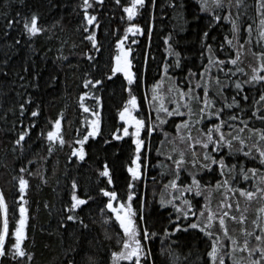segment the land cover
Returning <instances> with one entry per match:
<instances>
[{"label":"trees","instance_id":"1","mask_svg":"<svg viewBox=\"0 0 264 264\" xmlns=\"http://www.w3.org/2000/svg\"><path fill=\"white\" fill-rule=\"evenodd\" d=\"M246 7L240 8V18L237 23L241 26V42L246 37V27L253 24L256 28L259 14L256 12L257 0H244ZM82 0H0V189L5 191L6 202L9 207L10 232L18 220L17 204L21 203L17 194V184L13 179L16 174L14 170L21 166H28L35 176L24 173V178L29 180L26 193L28 201V225L27 239L24 246L27 251L34 253L32 264H72L73 259L80 261L82 250H87L88 255L96 261V264H110V252L118 251L117 240L122 232L118 225L101 226V209L106 199L98 193L107 178L99 177L102 164L107 163L113 173V184L119 196H123L130 181V173L127 168L134 166V148L132 142L134 137H123L116 140L115 135H122L120 130L123 121L119 113L127 104L129 94L127 91V79L122 73H116L111 80L107 76L112 75L111 68L115 66V56L118 54V41L123 38L124 29L128 26L122 8L115 0H104L103 7L89 9L90 14L98 15L100 29L97 30V39L101 51L95 55V61L90 62L85 58L90 53V44L83 39L81 24L83 22V10L80 7ZM129 0H121V4L127 6ZM38 12L41 16L40 26L47 28L48 32L43 37H37L29 41L26 36L20 35V30L5 29L4 15L15 17L17 14L28 15ZM233 17L235 18L237 8L233 0ZM211 13H205L200 8V0H155L153 8L151 0H146V6L139 12L134 23H138L145 35H137L125 41V48L131 47L132 52L129 59L132 71L137 77L143 73V79H137L131 85L133 94L137 99L143 96L145 91L151 95L154 84L160 83L163 78L162 66L164 62L172 63L166 52L168 45L165 40L169 35L174 43L176 51L181 53V67L169 69V76H174L177 82L183 86L188 76V70L202 73L207 65L206 51L201 55V38L205 30L209 32L208 43L214 49L224 41V38H232L230 25L227 21L214 27H209ZM154 17V19H153ZM52 25H56L52 27ZM151 31L149 37L148 33ZM254 37L256 33H253ZM52 36V39H47ZM16 39L21 41L16 44ZM133 39L137 42L133 43ZM66 41V43H62ZM75 45V47H73ZM62 49V51H60ZM259 45H253L252 51H258ZM221 59L226 58L228 49L217 51ZM234 54V53H233ZM67 56V60L58 57ZM145 60L147 65L145 68ZM7 61V63H5ZM240 66L251 75V68L258 66V61L247 46L242 50ZM231 67V66H230ZM27 68L25 72L24 69ZM215 71V70H213ZM91 73L87 76L86 73ZM2 73H7L3 75ZM222 75V74H221ZM23 77V79H21ZM86 78L101 79L102 86H98L95 95L99 100H93L88 89L83 88ZM240 78L239 76L234 79ZM247 79V77H244ZM195 82V79H194ZM172 81L164 79L161 89L167 90ZM260 86L256 88H245L250 99L241 102L242 106L248 108L252 104V97L259 95ZM84 106L90 111L85 113L79 106V97L84 93ZM235 89L225 90L229 98L235 95ZM210 97L212 92L209 93ZM31 98L32 105H26L23 124L28 125L33 119L30 111L39 107L40 117L36 129L32 130L31 138H26L21 150L14 144L17 132L20 131L19 105ZM239 100V96H237ZM167 104V100H166ZM99 105L100 115L99 135L90 137L84 145L86 157L80 161L70 155L74 147V140L89 130V123L94 118L91 109ZM198 108L197 105L193 106ZM14 111H8V109ZM143 108H147V100L143 102ZM64 114L62 123V135L66 141L63 147L57 145L51 157H48L47 141L37 139L38 130L43 128L45 133L50 130L49 122ZM180 122V118H175ZM256 126L260 127L259 122ZM166 129L171 131V121ZM130 132L132 129H129ZM175 135L174 132H172ZM193 135H196L193 130ZM247 136V133H245ZM159 137L153 134L150 144L152 151L148 153L146 174V188L140 182H136L135 199L133 207H137L136 200L146 202L145 220L149 230L155 232L156 237L148 241L152 249V260L156 264H170L168 249H175L180 256L179 264H206L205 252L208 251L207 238L196 230L176 233L171 239L164 236V231H172V220H176L177 213L174 209H160L159 199L163 185L172 178L167 168H161L163 157H157L156 149L160 147ZM110 141V143H105ZM251 143V141H248ZM15 148V150H14ZM165 149L170 150L166 143ZM34 161L28 165V161ZM240 163L246 167H259V161L246 160L237 157ZM236 162V161H233ZM166 163V162H165ZM166 174L161 177L160 173ZM41 175L47 179V184L42 183ZM156 177V182L152 177ZM182 178L184 174H181ZM210 179L212 177H209ZM77 184L76 194L86 198L82 194L88 193L95 197L87 205L77 210L79 216L89 223L92 232L82 229L77 223L66 220L65 209L69 206L71 183ZM246 187V184H242ZM110 189L113 185H107ZM197 199H202L197 197ZM222 199L220 192H213L212 207ZM179 203V201H177ZM264 205V201H253L250 205L240 198V207L248 218V228L252 230V221L256 218V210ZM16 215L13 216V211ZM239 215V213H235ZM95 221V223H92ZM184 223H187L186 221ZM232 234L239 236L240 225L229 222ZM105 233L111 239L105 238ZM177 239V244L171 240ZM11 242V240L9 241ZM255 241H253V244ZM3 264H14L8 258ZM26 264V262H25Z\"/></svg>","mask_w":264,"mask_h":264},{"label":"snow or ice","instance_id":"2","mask_svg":"<svg viewBox=\"0 0 264 264\" xmlns=\"http://www.w3.org/2000/svg\"><path fill=\"white\" fill-rule=\"evenodd\" d=\"M115 3L127 14L126 17L121 16V20H126L128 26L124 29L123 38L118 41L119 53L114 58L115 66L111 68L112 75L107 76V79L111 80L116 73H122L127 79L129 98L123 111L119 113L123 121L120 126L122 135H115V133L113 135L116 140H121L125 136L134 137L132 142L135 148L132 161L134 166L127 168L130 181L122 197L118 195L113 184V173L108 164L103 163L102 170L99 171V177L107 178L104 186L98 189V193L106 198L103 201L104 207L100 210L103 217L100 224L101 226L116 224L122 230L117 240L119 250L110 252V264H156V261L151 258L152 249L148 241L153 240L157 234L149 230L145 220L146 202L136 200L137 207H133L136 182H140L145 188L147 186L146 161L148 153L152 151L150 141L154 133L162 137L159 140L160 147L156 149V155L163 157L164 162L158 166L167 168L172 176L168 183L163 185L164 191L160 194L159 206L160 209H174L178 214L176 220L171 221L172 231L166 229L164 236L171 239L176 233L189 230L202 233L208 241L209 250L205 252L206 264H264V205L256 210V218L251 222L252 230L248 228L246 210L242 211L240 207V198L249 205L256 200L264 201V0H257L258 24L255 29L253 24H256V21L247 25L243 42L240 35L241 26L237 20L240 18L239 9L246 7L244 0H235L237 8L235 18L232 12L233 0H200L201 10L211 13L209 27L218 26L227 21L232 38L225 37L217 49H214L213 45L207 42L209 32L205 30L201 38V55H204L206 51L207 65L202 73L198 70L197 72L188 70V76L184 80V85L181 86L174 76H169V69L174 71L180 68L182 62L181 53L173 46L175 42L169 44L172 40V36L169 35L165 44L168 45L166 52L172 58V63H163L161 82L153 85L150 96L145 91L140 100L133 94L131 85L135 84L137 79L142 80L143 73L138 78L132 71L129 59L132 49L129 47L125 50L124 44L129 39L128 34L132 37L145 35L144 29L138 23H134V20L146 6V0H129L127 6L122 5L121 0H115ZM151 4L154 8L155 0H151ZM103 5L104 0H82L80 4L83 10L80 30L83 33V39L89 42L92 50L85 54V58L90 62H94L95 55L101 51L96 34L100 29V21L98 15L90 14L88 10H95L96 7H103ZM3 15L6 21V34L7 30L18 28L21 36L34 41L48 32L47 28L40 26L41 16L38 12L28 15L17 14L15 17L7 13ZM55 26L52 25V27ZM148 35L150 37L151 31ZM47 39L51 40L52 36H47ZM136 42L133 39V43ZM15 43L20 44L21 41L16 39ZM253 45H259L258 51H252ZM246 46L258 61V66L251 68V75L240 66L242 50ZM225 48L228 49V55L221 59L216 52L224 51ZM58 59L67 60L68 57L61 56ZM144 64L146 68L147 60ZM24 71L26 72L27 68ZM2 74L7 75V73ZM86 75L90 76L91 73ZM237 76L240 78L234 79ZM164 79L172 81V85L166 91L161 89ZM102 84L101 79L86 78L83 81V88L89 90L93 100H99L95 90ZM257 85L260 86L258 97L253 96L252 104L248 108L243 107L241 102H247L250 99L245 88H256ZM230 88H234L236 94L229 98L225 95V90ZM89 92L81 95L78 101L85 113L90 111L83 103L84 96ZM144 100H147V108H143ZM32 104L33 101L29 98L19 105L20 131L17 132L14 144L21 150L26 138H31L32 130L36 129L41 114L39 107H34L30 111V116L35 119L28 125L23 124V117L28 111L26 105ZM194 105L198 108L194 109ZM98 108L99 105L91 109L95 119L90 122V130L86 129L83 136H79V130H77L78 136L74 144L78 147H74L70 155L80 161L86 157L84 145L89 138L99 135ZM8 111L14 110L10 108ZM175 118H180V122L177 123ZM62 120H64V114L60 113L54 123L49 122L50 130L46 133L43 128L38 130L37 139L47 141L48 157L52 156L57 145L63 147L66 143L61 131ZM170 121L171 131L166 129ZM257 121L260 127L256 126ZM193 130L196 135H193ZM166 143L170 146V150L165 149ZM237 157L259 161L260 166L246 167L237 160ZM33 163L32 160L28 161V165ZM14 171L16 174L13 179L16 181L17 194L21 203L17 204L18 220L10 232L9 207L5 191L0 189V264L8 258L14 264H25V262L32 264L34 253L28 252L24 246L29 219L28 208L25 206L28 203L25 197L29 180L25 179L23 174L28 172L29 175L35 176L36 173H32L28 166H21ZM165 174V172L160 173L161 177ZM151 179L154 183L156 182L155 176ZM41 180L42 183L47 184V179L43 175ZM242 184L247 186L242 187ZM107 185H113V187L109 189ZM76 190L77 184L73 180L65 218L67 221L77 223L82 229L92 232L93 229L89 227V223L84 222L77 210L87 205L89 201H94L95 197L83 193L82 195L86 198H81L76 194ZM213 192H220L222 196L215 210L212 207ZM197 197L202 199L198 200ZM15 215L14 210L13 216ZM185 221L187 223H184ZM229 222L240 225L239 236L232 234ZM105 238L111 239L106 233ZM253 241H255L254 244ZM171 243L177 244L178 240L172 239ZM78 254L81 255V260L77 261L74 258L72 264H96L87 250H82ZM168 257L170 264H179L180 256L175 249L171 247L168 249Z\"/></svg>","mask_w":264,"mask_h":264},{"label":"rangeland","instance_id":"3","mask_svg":"<svg viewBox=\"0 0 264 264\" xmlns=\"http://www.w3.org/2000/svg\"><path fill=\"white\" fill-rule=\"evenodd\" d=\"M128 48H125V50H127ZM119 53V52H118ZM92 119H95V117L94 118H92ZM91 122V121H90ZM90 127H91V124L89 123V130H90Z\"/></svg>","mask_w":264,"mask_h":264}]
</instances>
